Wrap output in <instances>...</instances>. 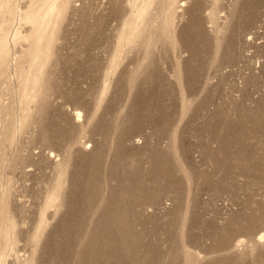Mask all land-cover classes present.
<instances>
[{"label":"rangeland","instance_id":"rangeland-1","mask_svg":"<svg viewBox=\"0 0 264 264\" xmlns=\"http://www.w3.org/2000/svg\"><path fill=\"white\" fill-rule=\"evenodd\" d=\"M0 264H264V0H0Z\"/></svg>","mask_w":264,"mask_h":264}]
</instances>
